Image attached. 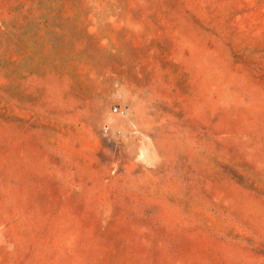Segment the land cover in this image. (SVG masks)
Returning a JSON list of instances; mask_svg holds the SVG:
<instances>
[{
    "label": "rangeland",
    "instance_id": "374dc122",
    "mask_svg": "<svg viewBox=\"0 0 264 264\" xmlns=\"http://www.w3.org/2000/svg\"><path fill=\"white\" fill-rule=\"evenodd\" d=\"M0 264H264V0H0Z\"/></svg>",
    "mask_w": 264,
    "mask_h": 264
},
{
    "label": "built area",
    "instance_id": "2783aa9c",
    "mask_svg": "<svg viewBox=\"0 0 264 264\" xmlns=\"http://www.w3.org/2000/svg\"><path fill=\"white\" fill-rule=\"evenodd\" d=\"M114 111H115V112H118V109H117V108H115V109H114Z\"/></svg>",
    "mask_w": 264,
    "mask_h": 264
}]
</instances>
